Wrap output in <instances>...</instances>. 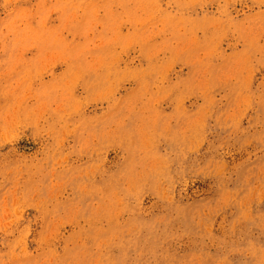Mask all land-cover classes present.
Returning a JSON list of instances; mask_svg holds the SVG:
<instances>
[{
    "label": "rangeland",
    "instance_id": "1",
    "mask_svg": "<svg viewBox=\"0 0 264 264\" xmlns=\"http://www.w3.org/2000/svg\"><path fill=\"white\" fill-rule=\"evenodd\" d=\"M0 264H264V0H0Z\"/></svg>",
    "mask_w": 264,
    "mask_h": 264
}]
</instances>
